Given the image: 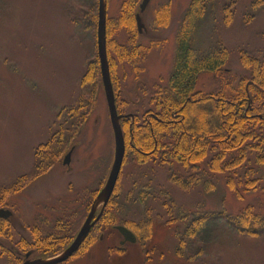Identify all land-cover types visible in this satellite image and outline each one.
<instances>
[{
  "label": "rangeland",
  "instance_id": "obj_1",
  "mask_svg": "<svg viewBox=\"0 0 264 264\" xmlns=\"http://www.w3.org/2000/svg\"><path fill=\"white\" fill-rule=\"evenodd\" d=\"M192 1L151 0L140 33L136 15L143 0H105L120 124L126 136L127 126H137L141 146H127L103 212L113 224L98 225V204L93 228L62 264H264V228L252 236L227 222L247 209L264 219V163L256 162V155L264 157V144L241 169L223 172V161L217 170L213 166L222 150L185 164L174 152L180 138L160 136L151 146L161 129L152 120L159 114V90L170 84ZM226 5L232 8L230 23ZM99 7L100 0H0V209L12 213L0 219V264L62 255L106 186L115 136L99 69ZM202 25L194 49L204 54L225 48L229 60L219 72L201 74L196 92L227 104L241 82H252L243 59L264 70V0H216ZM132 48L137 55L129 58L125 50ZM193 109L187 108V116L201 121L213 108ZM252 132L261 138L248 144L258 147L264 124ZM116 226H130L137 242L123 244Z\"/></svg>",
  "mask_w": 264,
  "mask_h": 264
},
{
  "label": "trees",
  "instance_id": "obj_2",
  "mask_svg": "<svg viewBox=\"0 0 264 264\" xmlns=\"http://www.w3.org/2000/svg\"><path fill=\"white\" fill-rule=\"evenodd\" d=\"M215 2L216 0L192 1L191 10L185 20L187 25L182 27L178 35V51L170 84L166 90H159L157 104L159 114L153 115L152 120L157 121L156 129H159V127L161 129L158 132L159 135H155L156 137L151 141V146L157 145L160 136L172 142L177 137L180 138L181 146L176 143L177 146L174 152L178 154L177 158L181 162L185 164L196 162L199 161L198 157L202 161L206 158L208 152L222 150V153L217 155L213 162L214 169L217 170L216 167L223 161L222 167H220L221 165L218 166L220 171L223 172L225 169L238 171L247 160L249 162L248 155L259 154L263 151L261 146V144H264L263 140H260L258 147H254V141L261 138V136L255 134L252 130L257 125L264 124V70L257 61L248 58L243 59L244 66L252 71V82L248 85L241 82L242 88L237 90L235 101L227 100V104L224 103L223 98L216 97L217 100H212L206 96H200L196 92L198 77L201 74L217 73L226 66L229 60V54L225 48L218 47L209 53L201 54L193 47L196 34L203 26V19L207 16V11L215 6ZM255 4H258V2ZM223 11L226 14V22L230 23L233 18L232 8L226 5ZM136 50L137 48H132V52L130 49L125 51L130 58L132 53L134 56L137 55L135 54ZM250 93L252 96H250ZM207 105L213 108L209 113L204 111ZM195 106L198 109H204L201 121L199 117L190 120L187 116V108L193 109ZM217 117L220 121H217ZM122 127L124 130L123 125ZM214 127H216V130L213 131ZM126 129L127 136L124 131L126 147L141 146V144L137 145V142L140 143L138 141L139 129L137 126L129 125ZM129 130L132 131V134L130 133L128 138ZM187 132H189L190 140L189 136L186 135ZM252 139L254 141L248 144ZM128 140L129 142H127ZM185 143L191 149L195 147L197 151L199 150V153H197L199 156H193L195 152H191L190 148H186ZM160 148L166 149V146ZM228 156L229 158H227ZM263 158V156L256 155V162L260 166L264 163ZM109 216L105 212L98 225L102 221L113 224L114 220L112 217L109 219ZM227 222L236 231L252 236L260 235V230L264 228V219L255 215L252 209L245 210L239 217L227 218Z\"/></svg>",
  "mask_w": 264,
  "mask_h": 264
},
{
  "label": "water",
  "instance_id": "obj_3",
  "mask_svg": "<svg viewBox=\"0 0 264 264\" xmlns=\"http://www.w3.org/2000/svg\"><path fill=\"white\" fill-rule=\"evenodd\" d=\"M151 0H144L140 6V13L137 15L136 20L138 24V30L140 33L143 32L144 24L142 21L141 14L144 13L149 6ZM98 55L101 67V77L105 89L106 99L108 103L110 119L115 136V160L112 167V170L109 174L105 188L102 190L96 205L93 206L84 226L77 235L73 244L60 256L49 259V260H36L29 261L24 264H62L69 260L81 247L91 229L94 226V220L97 214V205L103 204L101 212L97 218L99 220L103 215V212L106 206L109 204L115 189L117 187L122 168L124 165L125 155H126V143L124 133L120 124L122 117L118 114L116 106V97L114 93V88L111 79L110 65L108 61V48H107V11H106V2L105 0H100L99 7V23H98ZM73 151H71L64 161L65 165H70L71 156ZM12 216V213L8 210L0 209V219H8ZM96 220V222H97ZM116 229L124 236L125 242L136 243V236L129 231L124 226H118Z\"/></svg>",
  "mask_w": 264,
  "mask_h": 264
},
{
  "label": "flooded vegetation",
  "instance_id": "obj_4",
  "mask_svg": "<svg viewBox=\"0 0 264 264\" xmlns=\"http://www.w3.org/2000/svg\"><path fill=\"white\" fill-rule=\"evenodd\" d=\"M129 229V228H128ZM130 231H132L133 232V230L132 229H129ZM122 236V235H121ZM123 237V236H122ZM123 243V242H122Z\"/></svg>",
  "mask_w": 264,
  "mask_h": 264
}]
</instances>
